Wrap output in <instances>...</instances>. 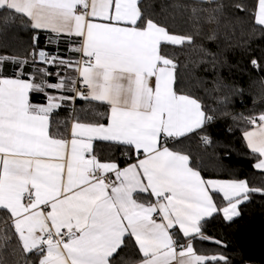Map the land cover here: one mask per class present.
<instances>
[{"label": "snow or ice", "instance_id": "obj_1", "mask_svg": "<svg viewBox=\"0 0 264 264\" xmlns=\"http://www.w3.org/2000/svg\"><path fill=\"white\" fill-rule=\"evenodd\" d=\"M168 9L186 13L188 30L173 27ZM0 18L75 38L71 51L80 55L38 54L75 78L57 74L51 82L46 69H37L39 79L0 75V248L15 239L12 254L22 264H118L131 241L140 259L124 264H229L192 241L211 239L203 232L208 219L240 217L241 205L264 196V182L206 179L177 147L193 136L211 145L202 133L214 117L186 86L176 50L212 56L198 39L218 40L221 29L234 34L245 24L264 38V0H167L160 13L146 0H0ZM9 59L21 63L0 56V64ZM250 63L264 70L257 59ZM228 87L215 81L216 90ZM32 93L45 102L34 103ZM77 98L104 111L54 127V113ZM241 119L250 126L243 138L253 168L264 177V112ZM97 141L122 147L125 166L102 160ZM0 264L21 261L0 257Z\"/></svg>", "mask_w": 264, "mask_h": 264}, {"label": "trees", "instance_id": "obj_2", "mask_svg": "<svg viewBox=\"0 0 264 264\" xmlns=\"http://www.w3.org/2000/svg\"><path fill=\"white\" fill-rule=\"evenodd\" d=\"M166 2L167 0H146L157 13L161 12V6ZM224 2L232 4L240 0ZM244 2L250 4L253 0ZM228 11L232 12L233 9ZM165 14L175 17L170 22L177 31L188 30L186 13L168 9ZM245 40L248 41L247 50L243 46ZM198 44H202L213 55L208 56L200 51H176L186 86L202 100L209 114L215 118L214 122L206 125L202 133L209 136L213 143L206 146L199 136H193L177 147L192 154L196 166L202 170L206 179H246L250 184L260 186L264 177L253 168L256 160L246 147L243 138L246 123L241 117L256 116L264 112V70L254 68L250 63L255 58L264 65V38L259 33L253 35L245 24L237 26L234 34L221 29L218 40L200 38ZM76 46L74 38L70 40L64 36L35 31L29 23L18 18L9 19L6 23L0 18V56L15 57L22 62L23 78L35 76L39 79L41 74L37 69L41 66L38 55L40 51L53 53L65 61H76L79 54L71 51ZM213 56L217 61L215 64L212 63ZM201 58L202 63L199 62ZM15 66L16 70H11V76L18 72L19 64L16 63ZM48 72L52 73L49 78L51 82H56L57 74L66 79L76 76L71 69L57 65L50 67ZM218 78L229 87L216 90L215 81ZM198 80H202L203 85L197 86ZM31 96L34 101L44 98L43 94L38 93H32ZM225 96L227 100L224 99ZM94 109L104 111L103 107L96 108L94 103L89 104L80 98L74 102H66L53 115L54 121L58 122L54 127L63 131L64 123H67L70 128L74 117L90 118L95 114ZM95 149L102 160H116L121 167L125 166L124 162L128 158L122 147L97 142ZM203 232L211 239L193 240L194 247L200 253L224 255L229 264H264V196L254 194L250 201L241 206V216L233 222H226L222 215L208 219L204 223ZM14 247L15 239L9 241V247L0 248V257L10 262L21 261L22 264L23 258L19 254H12ZM139 259L138 250L131 241L117 257L118 264Z\"/></svg>", "mask_w": 264, "mask_h": 264}, {"label": "crops", "instance_id": "obj_3", "mask_svg": "<svg viewBox=\"0 0 264 264\" xmlns=\"http://www.w3.org/2000/svg\"><path fill=\"white\" fill-rule=\"evenodd\" d=\"M35 31H38V32H45V33H51V32H49V31H45V30H37V29H34ZM51 34H53V33H51ZM55 35V34H54ZM75 39V38H74ZM79 59H80V55H79ZM15 62L12 64V61H10V60H7V61H5L3 64H0V75H3V76H7L8 78H16V76L17 75H19L20 76V78H22V79H29L28 77H26V78H23V63L21 62L20 64H19V66H18V72L16 71V75L15 76H11L10 74L12 73L11 72V70H16V66H15ZM31 78V77H30ZM79 85H77V87H78ZM32 95V94H31ZM31 98H32V96H31ZM43 98V97H42ZM33 102L34 103H42V102H45V97L42 99V100H38V101H34L33 100ZM246 129H248V128H246ZM245 129V130H246ZM97 142H102V141H97ZM96 142V143H97ZM103 143H107V142H103ZM246 143V142H245ZM94 147H95V145H94ZM153 200H154V198H152ZM247 203V202H246ZM242 206V205H241ZM240 206V207H241ZM211 219V218H210ZM235 219H237V218H235ZM227 222V221H226ZM196 239H200L199 237H197ZM200 240H205V239H200ZM181 242L183 243V242H185L184 240H183V238L181 237ZM192 243H193V241H192ZM194 245V244H193ZM138 261V260H137Z\"/></svg>", "mask_w": 264, "mask_h": 264}, {"label": "built area", "instance_id": "obj_4", "mask_svg": "<svg viewBox=\"0 0 264 264\" xmlns=\"http://www.w3.org/2000/svg\"><path fill=\"white\" fill-rule=\"evenodd\" d=\"M46 53H48L50 56H55L53 53H50V52H46ZM52 66H54V65H48V64H42L41 63V66H40V69H46L47 71H48V69L50 68V67H52ZM78 87H80V85L78 86ZM80 90L81 91H87V89L86 88H82V87H80ZM215 121V118L213 119V121L212 122H214ZM246 123V122H245ZM209 125V124H208ZM246 128H250V126L246 123Z\"/></svg>", "mask_w": 264, "mask_h": 264}, {"label": "rangeland", "instance_id": "obj_5", "mask_svg": "<svg viewBox=\"0 0 264 264\" xmlns=\"http://www.w3.org/2000/svg\"><path fill=\"white\" fill-rule=\"evenodd\" d=\"M58 94V93H57Z\"/></svg>", "mask_w": 264, "mask_h": 264}]
</instances>
